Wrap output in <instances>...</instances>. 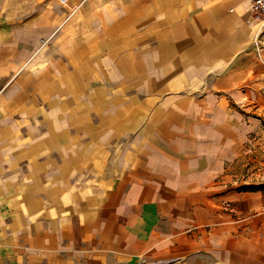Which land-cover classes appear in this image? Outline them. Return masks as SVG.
I'll return each mask as SVG.
<instances>
[{
    "label": "crops",
    "instance_id": "obj_1",
    "mask_svg": "<svg viewBox=\"0 0 264 264\" xmlns=\"http://www.w3.org/2000/svg\"><path fill=\"white\" fill-rule=\"evenodd\" d=\"M80 3L37 124L0 123V264H264V188L222 179L250 135L234 78L264 98L250 0Z\"/></svg>",
    "mask_w": 264,
    "mask_h": 264
},
{
    "label": "rangeland",
    "instance_id": "obj_2",
    "mask_svg": "<svg viewBox=\"0 0 264 264\" xmlns=\"http://www.w3.org/2000/svg\"><path fill=\"white\" fill-rule=\"evenodd\" d=\"M58 1L57 17L51 18L49 0H41L38 6L37 0H0V53L8 47L10 58L9 65H0V123L5 120L19 127L37 124V114H22L25 108L47 107L48 93L37 89V75L49 71L56 59H62L63 52L59 50L62 43L79 44L86 36L73 34L71 30H80L85 25L81 0ZM255 24L256 54L257 47L264 46V22ZM69 69L76 70V67ZM234 82V95L228 99V105L235 118L250 127V135L244 147L238 148L240 153L234 161L227 164L225 171L230 175L222 179L235 189L264 188V98L258 88L261 80L234 78ZM20 93L25 96L18 98ZM21 134L28 138L24 130L12 132L13 136L9 137L19 138ZM4 135L1 132L0 139H5ZM19 168L12 166L6 171L14 172Z\"/></svg>",
    "mask_w": 264,
    "mask_h": 264
},
{
    "label": "built area",
    "instance_id": "obj_3",
    "mask_svg": "<svg viewBox=\"0 0 264 264\" xmlns=\"http://www.w3.org/2000/svg\"><path fill=\"white\" fill-rule=\"evenodd\" d=\"M250 17L254 22H264V0H250Z\"/></svg>",
    "mask_w": 264,
    "mask_h": 264
}]
</instances>
